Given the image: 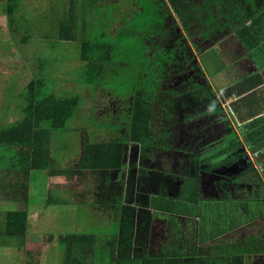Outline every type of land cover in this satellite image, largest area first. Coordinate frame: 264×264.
Returning <instances> with one entry per match:
<instances>
[{"label":"trees","instance_id":"1","mask_svg":"<svg viewBox=\"0 0 264 264\" xmlns=\"http://www.w3.org/2000/svg\"><path fill=\"white\" fill-rule=\"evenodd\" d=\"M19 1L3 2L2 9L11 26L17 24ZM22 1V27L30 26L34 18L42 23L51 19L45 1L40 0L36 7L29 4L30 0ZM205 1L212 8L202 13ZM244 3L257 5L250 12L239 11ZM261 3L264 0L237 1L236 25L228 26L218 13L215 0H69L68 15H62L57 32L37 38V59L41 67L26 83V93L19 95L22 105L18 100L5 101L15 102L27 118L0 130V155L8 148L19 156L27 155L31 164L37 157L41 163L40 156L47 157L42 149H48V140L54 134L60 144L78 138L84 149L82 165L97 171L100 167L112 169L115 159L117 165L122 162L126 149L138 148L142 160L151 162L156 172L163 175L156 176V184L168 181L164 179L168 165H180L182 176L171 179V183L181 189V194H175L185 201V208L188 202L206 217L210 216L208 209L219 211L215 222L219 229L222 225L231 227L236 217L238 222H245L244 235H237L234 246L228 245L230 237L222 236L225 231L219 236L214 252L217 264H226L225 257L232 252L236 258L252 252L264 253V248H248L261 237L255 227L264 228V168L262 173L253 168L242 148L243 143L247 145L262 132L259 125L264 116L251 121L247 119L249 113L241 109L251 107V114V110L261 113L264 107V89H252L253 93L247 94L244 85L254 80L243 70L244 64H251L255 59L252 51L264 50ZM50 4L53 6L54 1ZM246 13L247 21L255 16L250 24L240 23ZM45 41L52 43L46 45L50 47L46 50L43 49ZM58 47L61 49L57 50ZM221 60L224 67L218 62ZM236 61L242 64V71L235 67ZM260 62L263 64L264 58ZM58 67L61 82L72 92L69 96L65 95L64 87H56ZM13 76H19L13 79L16 83L21 78L17 70L9 80ZM259 76L262 78L263 74ZM261 78L257 77L258 84ZM44 79H48L46 83L51 91L46 92ZM37 87L42 95L36 94ZM221 97L234 98L230 109L226 106L229 112L236 113L235 120L227 118L226 108L208 113V109L221 107ZM205 100L207 103L202 104ZM254 101L261 103L254 107ZM3 114H8L7 107ZM178 132L182 133L181 137ZM241 132L245 133L244 137ZM181 139L184 142L179 150ZM199 145L211 148L219 145L220 153L201 157ZM234 149L237 152L228 157L229 162H239L235 166L230 164L227 172L234 185L225 191L220 186L221 179L217 178H226L219 173L226 169L225 159L220 162L214 159L227 156L226 152ZM261 151L252 154L259 164L264 162V148ZM205 161H214V165L199 168ZM33 167L36 169L32 172H41L37 163ZM202 171L204 174L200 176ZM245 203L253 218L238 217L237 209ZM6 219L4 237L21 243L27 232L26 214L8 212ZM11 241L6 240L12 246ZM10 248L19 260L21 245ZM2 249L0 264H9L1 258ZM14 264L21 263L14 259Z\"/></svg>","mask_w":264,"mask_h":264},{"label":"crops","instance_id":"2","mask_svg":"<svg viewBox=\"0 0 264 264\" xmlns=\"http://www.w3.org/2000/svg\"><path fill=\"white\" fill-rule=\"evenodd\" d=\"M215 1L224 23L226 22L228 26L236 25L234 9L236 10L237 1L240 0ZM257 4L244 3L239 11L249 10L250 12L251 8ZM259 5L260 12H264V4ZM246 19L247 13L240 19V23L246 21L250 24L255 16L248 21ZM229 39H231L230 36ZM262 43L264 44V40ZM258 54L264 58V50L252 51L251 56H255L253 63L243 65L244 72L250 74L254 80V82L243 84L247 94H252V89L259 87L264 89V63L260 62L261 57ZM40 56L43 54L41 53ZM37 57L38 51L35 56L36 61ZM218 62L225 66L224 60ZM234 65L238 71L242 67L240 61H236ZM259 74H263L262 78ZM257 77L262 79L261 85L257 83ZM221 100L223 101L220 104L221 107L208 109V113H215L221 108H226L227 118L235 120L236 113L229 112L234 98L221 97ZM203 103H207V100ZM255 103L254 101L252 105ZM260 103L261 101L254 107ZM250 108H241L249 113L247 119L261 120L259 117L264 116V107H259L262 109L261 113H253L251 110V114ZM204 110H207V105ZM3 119L7 121V124L11 122V119H6V116ZM261 121L259 127L262 132L257 133L250 140L251 142L247 145L243 143L242 146L250 159L256 150L263 153L261 150L264 148V119ZM242 134L244 137L245 133ZM177 135L181 137L182 133L178 132ZM54 137L52 134L48 140L47 136L49 141L47 153L51 152ZM183 142L181 139L179 150L182 149ZM218 146L211 148V146L202 145L199 148L201 157L220 153ZM234 152L237 150H229L226 152L229 153L227 156L214 159L218 162L225 159L226 169H221L219 173L226 178L217 176L221 179L220 186L225 191L234 185L227 172L230 164L234 163L235 166L239 162V160L229 162L228 157ZM140 154L142 153L138 148L133 151L126 149L119 165L116 164L118 160L115 159L116 163L112 169L100 167L95 173L93 172V175L89 173L88 176H84L85 179L80 184L76 182V179L82 181L84 170L87 172L90 170L89 167L82 165L81 154L68 162L67 171L65 167L60 170L55 168L52 156L51 158L40 156L43 158L41 163L37 157L33 161L41 166V172L37 173L32 172V169H36L33 167L35 163L31 164L27 155L19 156L14 150L0 155V169L5 171L3 175H0V206L4 208L3 216H7L8 212H24L27 223V232L21 243L17 239L4 237L0 244V248H3L1 258L6 261L16 258L10 247L21 245L19 259L21 264H217L218 259L214 257V252L218 238L225 231L226 234L222 236L230 237L231 241L228 245L233 243L234 246L235 239L239 235H244L245 222L243 220L238 222L236 217L231 227L222 225L223 228L219 229L218 224H215L219 211L216 213L213 209H208L210 216L206 217L197 206L193 208L188 202L185 208V201L177 198L175 194V192L181 194V189L171 183V179L182 176L180 165L176 163L168 165L164 175V179L168 181L164 184L159 181L156 184V176L159 175L161 178L163 175L156 172V166L151 162L142 160ZM251 161H254L256 165L255 167L252 162L250 163L252 167L262 173L264 162L259 164L254 159ZM213 162L205 161L199 168H209L214 165ZM12 163L16 165V169L10 171ZM117 169L125 171L119 172L115 178L113 173ZM202 173L204 174L202 171L200 176ZM94 183L97 185V194L91 189ZM6 186L12 190L10 194L6 192ZM175 188L178 191H174ZM246 206L248 207L245 203L243 208L237 209L238 217L249 215L253 218L251 212L245 209ZM76 207L85 212L88 217L94 218L96 223L85 226L79 216L74 214ZM255 229L261 237L248 248L255 246L264 248V228L255 227ZM220 231L221 234H219ZM93 232L102 236H96ZM6 240H12V246ZM228 255L225 257L228 264H264V253L252 252L248 255H240L238 258L233 256L236 255L233 252Z\"/></svg>","mask_w":264,"mask_h":264},{"label":"rangeland","instance_id":"3","mask_svg":"<svg viewBox=\"0 0 264 264\" xmlns=\"http://www.w3.org/2000/svg\"><path fill=\"white\" fill-rule=\"evenodd\" d=\"M4 1L5 0H0V52H1L0 53V82H1L0 83V130H2L4 126H5L4 129L6 130L8 129L6 125H17V123H20L25 118H27V114L24 113L21 107L17 106L15 102L9 104V103H6L5 101L11 102L12 100H18L20 102V105H22L23 99L19 98V95L26 93L25 92L26 83L34 75L38 74L37 72L38 68L41 67V63L39 64V61L38 60L36 61L35 59L37 51H39V49H37V38L47 33L48 35L50 34L54 35V32H57L59 20L62 19V15L64 16L68 15L67 8H68L69 0H62L61 3L59 2V0H53L54 1L53 6H51L50 4L51 0H43L47 4V7L50 8V9L48 8L46 11L51 12V19H48V21H46L45 23H42L38 21V18H34L33 23L30 26L25 25L23 27L21 25L23 21L20 16V7L22 6L23 1L22 0L19 1V8L16 13L17 24L12 25V26L8 24V18L4 12V9H2L4 6V3H3ZM39 1L40 0H30L29 4L32 3L36 7ZM45 3L43 4V6H46ZM208 8H212V6L208 5L205 1L204 4L202 5L201 12L206 13L208 11L207 10ZM31 15H33V13ZM35 15L37 14H34V16ZM18 21L20 22V24L18 23ZM20 25H21V28H19ZM51 44L52 43H50L49 41H45L43 49L44 50L49 49L50 47L47 48L46 45L49 46ZM71 45L73 48V43H71ZM59 49L61 48L58 47L57 50ZM14 70L19 71V74L21 76V78L17 82L18 84L13 79L17 80L19 76L18 77L13 76V78H10L9 80V77H11L12 72ZM56 71H57L56 72V78H57L56 87L57 88H59L60 86L64 87L66 91L65 95L66 96L71 95L72 94L71 90L68 89V87H66L61 82L62 77H60L59 75L61 68L58 67ZM74 75L75 73L72 74V77ZM44 83H46V79H44ZM50 88L51 86L46 85V88H45L46 92H48L47 89H50ZM36 94L42 95V91L39 87H37L36 89ZM5 107H7L8 109V114L6 115V119H11V122L9 124H7V121L3 119L5 118L3 114ZM69 124L71 125L73 123L70 122ZM70 131L71 129H68V132ZM44 139L47 140L46 135H44ZM69 142L66 145H62L59 143L58 139L54 137V141L51 144V153L50 152L47 153L45 149H43L42 151L44 152V154L47 155V157L52 156V159L54 161V166L55 168L59 170L65 167V170L67 171L69 169L68 162L72 161L73 159H76L78 155L84 152L83 145L78 138H75L70 143ZM8 151L9 149L5 148L2 151L1 155L6 154ZM4 157H7V156H4ZM251 159L252 160L254 159L252 155H251ZM250 163H252L253 165L255 164L254 161H250ZM131 164H133V162H131ZM10 166H11L10 171L16 169L15 164L12 163ZM254 166L256 167V165ZM258 169H260V167ZM121 171L124 172L125 170L117 169L116 171H114L113 177L116 178L119 175V172ZM93 172L95 173L96 171L89 170L87 172L86 170H84L82 181L81 179H76V182L79 184L82 183L83 180L85 179L84 176L85 177L88 176L89 173L93 175ZM4 173L5 171L0 169V175H3ZM167 185L168 183L166 184V186ZM96 188H97V185L95 183H94V186L91 185V189L94 191L95 194H97ZM174 191H178V189L175 188ZM6 192L10 194L12 190L6 186ZM3 211H4V208L0 206V244L2 243L4 239V232L6 229V222H7L6 216H3ZM74 214L79 216L80 220L83 222L85 226H87L88 224L96 223L94 218L88 217L86 213L81 211L78 207H76V209L74 210ZM87 218L89 219L87 220ZM35 219L37 220V218ZM76 227L78 228V225ZM93 234L96 236H102L101 234L94 233V232ZM14 259L20 263L18 258H11V260L9 261V264H14ZM3 262L6 263V260L3 259Z\"/></svg>","mask_w":264,"mask_h":264}]
</instances>
